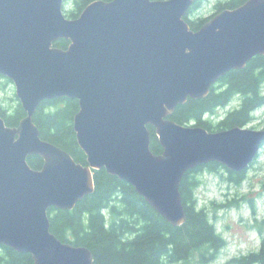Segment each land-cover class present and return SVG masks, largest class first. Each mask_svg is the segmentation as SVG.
I'll use <instances>...</instances> for the list:
<instances>
[{
  "label": "water",
  "instance_id": "1",
  "mask_svg": "<svg viewBox=\"0 0 264 264\" xmlns=\"http://www.w3.org/2000/svg\"><path fill=\"white\" fill-rule=\"evenodd\" d=\"M64 0H0V76L14 85L25 117H0V247L33 264H93L86 247L58 240L51 208L71 211L94 191L104 169L172 226L185 210V174L209 163L244 172L264 130L218 132L170 119L188 99H204L225 74L264 56V0L224 9L197 31L184 17L194 0H95L75 19ZM66 40V50L54 47ZM76 100L73 131L86 165L41 139L33 116L44 101ZM155 131L162 152L150 150ZM40 157L39 170L29 157Z\"/></svg>",
  "mask_w": 264,
  "mask_h": 264
},
{
  "label": "trees",
  "instance_id": "2",
  "mask_svg": "<svg viewBox=\"0 0 264 264\" xmlns=\"http://www.w3.org/2000/svg\"><path fill=\"white\" fill-rule=\"evenodd\" d=\"M93 1L73 0L74 9L64 11L65 17L77 18ZM205 1L194 0L188 14ZM246 1H217L214 7L218 13L224 9H235ZM188 14L184 20L192 31H197L210 19L191 20ZM68 45V41L59 40L53 46L66 50ZM9 82L0 76V96ZM263 87L264 56H256L243 69L230 71L220 78L204 99H188L185 104L177 106L170 119L177 124L201 127L209 132L245 127L253 121L254 112L264 105ZM235 100L238 101L236 107L219 119H214L218 109ZM15 102L8 112L0 106V117L10 128L17 127L25 117L20 103L17 99ZM77 111L76 100L60 98L44 101L37 108L33 122L42 140L68 153L76 163L86 165V157L78 147L73 131V117ZM147 129L150 150L158 155L162 149L155 131L150 126ZM27 162L34 170H39L43 164L37 156L29 157ZM203 167L188 171L181 181L179 191L186 215L181 226L169 224L135 193L132 186L102 169L93 172V193L85 196L74 209H49L50 231L63 243L90 250L93 264H211L225 247V242L209 214L197 207V176ZM205 167L208 172L224 168L216 163H209ZM229 174L234 175L236 183L243 179V173L229 171ZM0 264H33V260L29 254H20L1 246ZM228 264H264V249L233 258Z\"/></svg>",
  "mask_w": 264,
  "mask_h": 264
},
{
  "label": "rangeland",
  "instance_id": "3",
  "mask_svg": "<svg viewBox=\"0 0 264 264\" xmlns=\"http://www.w3.org/2000/svg\"><path fill=\"white\" fill-rule=\"evenodd\" d=\"M217 1L223 0H206L187 17L191 20L213 17L217 13L214 7ZM73 9V0H64L63 13ZM16 99L14 85L6 83L0 96V106L8 112ZM237 105L238 101L235 100L218 109L214 119L224 116ZM246 127L264 130V105L254 112L253 121ZM242 173L243 179L238 183L233 179L234 175L231 176L225 168H219L215 172L201 171L197 176V207L209 214L215 229L225 242V247L211 264H228L233 258L264 249V143L254 162Z\"/></svg>",
  "mask_w": 264,
  "mask_h": 264
},
{
  "label": "flooded vegetation",
  "instance_id": "4",
  "mask_svg": "<svg viewBox=\"0 0 264 264\" xmlns=\"http://www.w3.org/2000/svg\"><path fill=\"white\" fill-rule=\"evenodd\" d=\"M205 166L202 169H200V171H206L207 167H205ZM200 171H197L196 173H199Z\"/></svg>",
  "mask_w": 264,
  "mask_h": 264
}]
</instances>
